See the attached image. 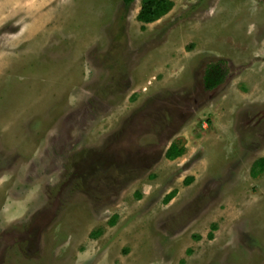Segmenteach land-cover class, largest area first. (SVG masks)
Here are the masks:
<instances>
[{
    "label": "rangeland",
    "instance_id": "rangeland-1",
    "mask_svg": "<svg viewBox=\"0 0 264 264\" xmlns=\"http://www.w3.org/2000/svg\"><path fill=\"white\" fill-rule=\"evenodd\" d=\"M168 1L0 0V264H264V0Z\"/></svg>",
    "mask_w": 264,
    "mask_h": 264
},
{
    "label": "trees",
    "instance_id": "trees-1",
    "mask_svg": "<svg viewBox=\"0 0 264 264\" xmlns=\"http://www.w3.org/2000/svg\"><path fill=\"white\" fill-rule=\"evenodd\" d=\"M135 0H121L123 11L128 12L131 5ZM170 2L168 0H141V6L136 16L137 21L143 24H149L157 21L164 16L170 10ZM123 14V13H122ZM183 149H177L175 145H171L165 153V157L169 160L174 159L182 155ZM264 172V158H259L253 162L250 167L249 175L255 179ZM175 193L168 194L164 202H168L174 197ZM110 225H114V220L110 222ZM216 229L215 225H211V231ZM211 238V236H209Z\"/></svg>",
    "mask_w": 264,
    "mask_h": 264
},
{
    "label": "crops",
    "instance_id": "crops-1",
    "mask_svg": "<svg viewBox=\"0 0 264 264\" xmlns=\"http://www.w3.org/2000/svg\"><path fill=\"white\" fill-rule=\"evenodd\" d=\"M21 103L20 104H22V107H21V109L22 108H24V105H23V103L24 102H22V100H19ZM20 108V107H19ZM35 110L38 112V109L36 108V106H35ZM23 111L24 110H22V113H21V119L19 120L18 119V115H16L17 114V112L15 113V117L13 118V119H9V118H4V117H2V119L1 120H3V122H4V119L7 121V122H4V124H7V125H9V124H12V123H14V124H16L15 125V127L12 129V130H5V133H6V131L9 133V134H16L15 132H14V130H20V129H18V123H19V121L21 122V125L24 123V119L26 120V119H29V117L31 116V115H33V113H34V110L32 111V112H26V113H23ZM20 113V112H19ZM25 117V118H24ZM38 125V124H37ZM2 128V127H1ZM1 128H0V130H1ZM173 135V136H172ZM172 136V137H171ZM171 136H170V138H169V140H168V143H167V145H166V147H165V149H164V151H163V157H164V160L165 161H167V162H173V161H176V160H178V159H181V158H184L185 156H186V153H187V149H188V145H187V140H188V138H187V135H184L183 133H179V130H177V131H174V133H172L171 134ZM34 141V140H33ZM171 145H175L176 147H177V149H183V153H182V155H180V156H178V157H175L174 159H172V160H169V159H167L166 157H165V153H166V151L168 150V148L171 146ZM27 146H28V144H23V147H24V149L25 148H27ZM250 171V170H249ZM193 181V178L192 177H186V178H184L183 180H182V183L185 185V186H188V184L190 185V183ZM171 192H174L175 193V195H174V197L171 199V200H169L168 202H166L165 203V205H167L168 203H170V201H172L174 198H175V196L177 195V190L176 189H171L169 192H167V194L164 196V199H165V197L168 195V194H170ZM137 198H139L138 196H137ZM164 202V201H163ZM211 225H215L216 226V224H211ZM211 225H210V230H209V232L207 233V239L208 240H212L213 239V233H214V231H216V229L214 230V231H211ZM209 236H211V238H209Z\"/></svg>",
    "mask_w": 264,
    "mask_h": 264
}]
</instances>
